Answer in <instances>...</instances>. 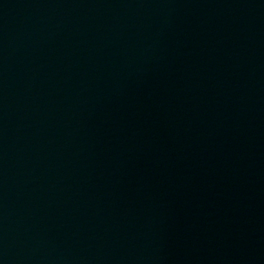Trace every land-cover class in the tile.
<instances>
[{
	"label": "water",
	"instance_id": "1",
	"mask_svg": "<svg viewBox=\"0 0 264 264\" xmlns=\"http://www.w3.org/2000/svg\"><path fill=\"white\" fill-rule=\"evenodd\" d=\"M0 264H264V0H0Z\"/></svg>",
	"mask_w": 264,
	"mask_h": 264
}]
</instances>
